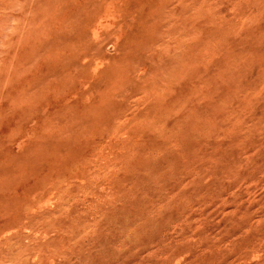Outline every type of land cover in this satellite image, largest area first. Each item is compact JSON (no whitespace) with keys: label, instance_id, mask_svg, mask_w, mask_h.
<instances>
[{"label":"rangeland","instance_id":"rangeland-1","mask_svg":"<svg viewBox=\"0 0 264 264\" xmlns=\"http://www.w3.org/2000/svg\"><path fill=\"white\" fill-rule=\"evenodd\" d=\"M0 264H264V0H0Z\"/></svg>","mask_w":264,"mask_h":264},{"label":"bare ground","instance_id":"bare-ground-1","mask_svg":"<svg viewBox=\"0 0 264 264\" xmlns=\"http://www.w3.org/2000/svg\"><path fill=\"white\" fill-rule=\"evenodd\" d=\"M239 61H240V59H239ZM237 67V66H236ZM238 69V68H237ZM96 71V70H95ZM229 71H231V70H229ZM236 71V70H235ZM234 71V72H235ZM232 72H233V69H232ZM257 72V71H256ZM252 73V72H251ZM239 81V80H238ZM239 83V82H238ZM251 84V83H250ZM240 89V88H239ZM193 92V91H192ZM224 95V94H223ZM205 97V96H204ZM208 108V107H207ZM209 109V108H208ZM227 112V111H226Z\"/></svg>","mask_w":264,"mask_h":264}]
</instances>
